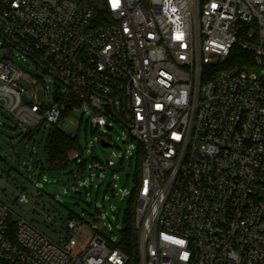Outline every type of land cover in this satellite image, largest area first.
Instances as JSON below:
<instances>
[{"label":"built area","instance_id":"obj_1","mask_svg":"<svg viewBox=\"0 0 264 264\" xmlns=\"http://www.w3.org/2000/svg\"><path fill=\"white\" fill-rule=\"evenodd\" d=\"M69 96L142 147L138 259L77 215L56 241L0 199V264H264V0H0V116L31 136Z\"/></svg>","mask_w":264,"mask_h":264},{"label":"rangeland","instance_id":"obj_2","mask_svg":"<svg viewBox=\"0 0 264 264\" xmlns=\"http://www.w3.org/2000/svg\"><path fill=\"white\" fill-rule=\"evenodd\" d=\"M87 1L95 5L100 2ZM19 65L28 70L29 64L19 62ZM45 78L46 84H37L39 100L43 91L49 95L53 91V82ZM90 116L89 110L74 109L59 124L63 132L78 137L85 168L70 162L68 166L53 171L47 169L45 162L47 130L38 127L29 136L15 119L4 114L0 116L4 123L0 126V174L10 186V190H0V199L56 241L69 215L81 217L88 226L101 228L106 238L117 241L129 193L134 187L136 150L130 145L137 146V141L130 139L128 133L117 125L102 134L103 128L91 124ZM102 136L110 140L112 146L103 147L99 142ZM32 149L37 153L31 154ZM123 156L124 160L116 159ZM108 159L115 161L114 166H107ZM94 162L105 166V170L95 168ZM27 165H30L29 171ZM23 190L27 193L28 203L17 201L15 192ZM121 190L126 192L125 198H122ZM38 210L52 215L58 225L45 223Z\"/></svg>","mask_w":264,"mask_h":264},{"label":"trees","instance_id":"obj_3","mask_svg":"<svg viewBox=\"0 0 264 264\" xmlns=\"http://www.w3.org/2000/svg\"><path fill=\"white\" fill-rule=\"evenodd\" d=\"M87 1V0H78ZM90 2V1H88ZM92 3V2H91ZM241 54H245L239 51ZM80 106V101L74 96H69L66 100L65 107L61 114V120L69 116V114ZM81 150L77 136H72L63 132L59 125H53L47 128V139L45 144V159L47 169L49 171L62 169L70 163L68 152L72 150ZM144 157L142 147L137 145L136 163L137 169L134 175V186L138 185L141 176V161ZM75 163V162H74ZM85 160L80 163L81 168L84 167ZM76 164V163H75ZM136 206V190L129 193L127 208L124 211L122 228L119 229V240L117 247L122 249L135 262L138 259V231L134 224ZM71 216V215H69Z\"/></svg>","mask_w":264,"mask_h":264},{"label":"water","instance_id":"obj_4","mask_svg":"<svg viewBox=\"0 0 264 264\" xmlns=\"http://www.w3.org/2000/svg\"><path fill=\"white\" fill-rule=\"evenodd\" d=\"M56 99H57V96H56V94H55V100H56ZM109 129H110V128H109ZM99 142H100V144H101L103 147L111 146L110 143L106 142V141L103 140V139H100ZM17 156H18V153H17Z\"/></svg>","mask_w":264,"mask_h":264}]
</instances>
